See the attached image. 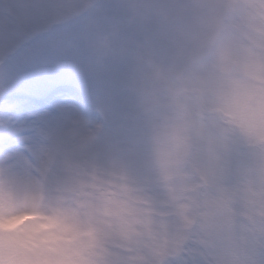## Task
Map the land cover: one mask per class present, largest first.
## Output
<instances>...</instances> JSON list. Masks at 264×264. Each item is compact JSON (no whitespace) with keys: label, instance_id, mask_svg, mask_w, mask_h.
<instances>
[{"label":"clouds","instance_id":"obj_1","mask_svg":"<svg viewBox=\"0 0 264 264\" xmlns=\"http://www.w3.org/2000/svg\"><path fill=\"white\" fill-rule=\"evenodd\" d=\"M0 264H264V0H0Z\"/></svg>","mask_w":264,"mask_h":264}]
</instances>
